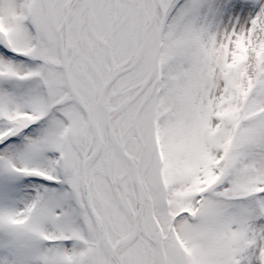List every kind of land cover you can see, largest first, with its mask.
Here are the masks:
<instances>
[{
  "label": "snow or ice",
  "instance_id": "1",
  "mask_svg": "<svg viewBox=\"0 0 264 264\" xmlns=\"http://www.w3.org/2000/svg\"><path fill=\"white\" fill-rule=\"evenodd\" d=\"M0 264H264V0H0Z\"/></svg>",
  "mask_w": 264,
  "mask_h": 264
}]
</instances>
